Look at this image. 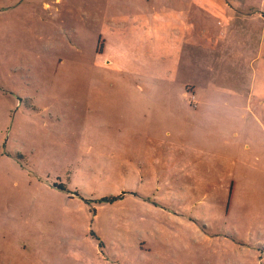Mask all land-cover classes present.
Instances as JSON below:
<instances>
[{
	"label": "rangeland",
	"instance_id": "rangeland-1",
	"mask_svg": "<svg viewBox=\"0 0 264 264\" xmlns=\"http://www.w3.org/2000/svg\"><path fill=\"white\" fill-rule=\"evenodd\" d=\"M156 1L0 0V264H264V0H225L254 18L198 107L121 35Z\"/></svg>",
	"mask_w": 264,
	"mask_h": 264
},
{
	"label": "crops",
	"instance_id": "crops-1",
	"mask_svg": "<svg viewBox=\"0 0 264 264\" xmlns=\"http://www.w3.org/2000/svg\"><path fill=\"white\" fill-rule=\"evenodd\" d=\"M156 3L158 7L152 11L118 15L125 21L121 35L126 38L133 36L134 41L136 38V46L146 48L145 52L152 53L151 93H155H150V99L194 107L217 103L203 97L201 90H207L216 76H219L217 79L220 81L223 73L228 74L234 67L233 60L239 58V37L245 27H248L249 20L254 18L243 16L238 11H242L243 7L251 10L254 5L243 4L237 9L233 8L235 4L230 5L225 0H187L186 3H175L174 7L164 6L160 1ZM231 10L232 13L229 12ZM117 31L106 34L110 36ZM224 63H227L226 67H231L227 71L221 70L219 75L217 67H224ZM131 68L136 71L139 69ZM223 80L227 81L228 77ZM188 85L190 88L186 89ZM159 86L162 90L157 94ZM175 88L178 90L176 94ZM186 114L189 115L188 112ZM191 118L201 124L204 122L205 129L220 124L219 119L199 113H194ZM187 119L191 121L189 117ZM221 137L228 144V137ZM206 142L210 143V138ZM198 145L204 147L203 142Z\"/></svg>",
	"mask_w": 264,
	"mask_h": 264
},
{
	"label": "trees",
	"instance_id": "trees-1",
	"mask_svg": "<svg viewBox=\"0 0 264 264\" xmlns=\"http://www.w3.org/2000/svg\"><path fill=\"white\" fill-rule=\"evenodd\" d=\"M101 201L106 202V201H110V199L106 198V199H102Z\"/></svg>",
	"mask_w": 264,
	"mask_h": 264
}]
</instances>
